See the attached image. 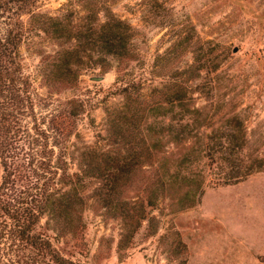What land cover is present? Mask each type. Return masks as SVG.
Here are the masks:
<instances>
[{"label":"rangeland","instance_id":"374dc122","mask_svg":"<svg viewBox=\"0 0 264 264\" xmlns=\"http://www.w3.org/2000/svg\"><path fill=\"white\" fill-rule=\"evenodd\" d=\"M35 7L64 25L99 21L110 7L129 24L132 55L123 70L133 79L132 97L146 106L136 115V136L160 138L150 160L107 139V116L122 100L115 62L85 50L78 81L53 91L85 99L69 141L71 166L81 151L102 170L109 155L136 166L125 180L110 172L86 177L89 252L77 253L70 235L58 246L81 264H264V0H105L86 8L38 0ZM55 47L43 31L21 47L41 94L47 87L37 63Z\"/></svg>","mask_w":264,"mask_h":264},{"label":"trees","instance_id":"16d2710c","mask_svg":"<svg viewBox=\"0 0 264 264\" xmlns=\"http://www.w3.org/2000/svg\"><path fill=\"white\" fill-rule=\"evenodd\" d=\"M37 1L0 0V264H81L57 243L70 235L77 253L87 256L89 252L82 230L86 177L100 178L110 172L113 179L125 180L136 166L126 155H109L103 158L106 169L102 170L84 158V151L78 154L77 167L71 166L69 141L85 113V99L83 95L54 96L53 91L78 81L77 66L85 50L96 48L115 62L114 92L122 100L107 116V139L124 146L129 154L132 151L138 160L147 156L150 160L160 138L136 136L140 124L136 115L146 106L132 97L134 82L123 70L124 61L132 55L129 24L104 7L99 21L64 25L57 15L38 11ZM76 1L86 8L105 0ZM97 10L93 5L91 13ZM39 31L57 44L51 52L42 53L37 63L45 94L38 91L21 51L26 38ZM237 177L233 174L228 179ZM191 192L188 189L185 195Z\"/></svg>","mask_w":264,"mask_h":264},{"label":"water","instance_id":"95a60500","mask_svg":"<svg viewBox=\"0 0 264 264\" xmlns=\"http://www.w3.org/2000/svg\"><path fill=\"white\" fill-rule=\"evenodd\" d=\"M233 50H237V46H235V47L233 48ZM103 77H104L103 74H93V75L90 76L91 79H97V80H99V79H101V78H103Z\"/></svg>","mask_w":264,"mask_h":264}]
</instances>
